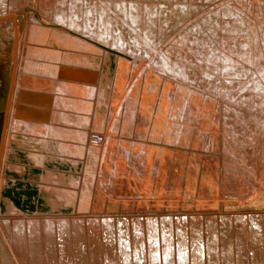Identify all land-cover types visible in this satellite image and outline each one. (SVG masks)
I'll return each mask as SVG.
<instances>
[{
    "label": "bare ground",
    "instance_id": "6f19581e",
    "mask_svg": "<svg viewBox=\"0 0 264 264\" xmlns=\"http://www.w3.org/2000/svg\"><path fill=\"white\" fill-rule=\"evenodd\" d=\"M173 1L164 5L144 2L143 6L128 0L117 7L104 0H56L48 17L44 7L31 6L28 15L19 8L18 0H0V36L5 26L4 35L10 38L5 61L9 66L6 70L0 66V264H247L245 231H250V242L263 241L260 233L264 223L259 214L225 216L214 203L211 211L201 213L197 209L160 211L163 206L204 207L206 200L200 196L212 192L213 185L222 186L227 191L222 198L231 200L236 190L248 187L243 175L247 169L243 168L244 162H251L247 159L252 157L250 151L254 152L253 143L240 138L236 121L255 117L259 123L263 119H257L264 116H260L264 110L258 108L264 107V0H255L254 9L252 5L248 12L235 6V0H201L202 5L195 0ZM222 28L228 34L220 37ZM249 29L255 32V40L249 38ZM33 42L36 45H31ZM24 52L30 58H23ZM103 55L104 63L99 66ZM242 66L248 68L235 74L234 69ZM26 73L56 76L55 82L49 81L57 94L43 93L50 82L27 79L23 77ZM155 82L161 83L162 89L165 84L175 85L174 92L161 95L166 101L172 97V101L155 111L159 119L165 116L163 123L156 124L159 132L152 130L149 118L153 110L146 102L157 96L158 91L151 86ZM28 85L37 91H20ZM242 89L246 90L242 93ZM124 92L129 99L134 98V105L118 121ZM189 92H199L203 102L214 104L213 112L200 120L207 132L204 137L193 129L199 117L184 107ZM196 105L201 106L198 101ZM221 119L224 129L217 132L214 125ZM121 121L122 131L132 138L163 135L165 140L177 139L178 145L189 151L190 162L184 160L185 151L181 161L176 160L192 170L170 176L174 190H165L159 177L163 167L162 173L156 171L161 160H146L154 170H141L140 181L134 183L142 155L135 151L131 156L124 149V155L133 158L130 166L123 161L125 156L116 161L110 158L114 144L109 147L111 137L106 131L113 124L114 132ZM90 122L100 133H89ZM230 127L236 133L231 140L226 132ZM41 131L46 134H39ZM239 145L248 157L242 156V147L238 151ZM199 148L201 153L206 150L221 157L222 162L219 159V166L209 162L211 169L206 170L200 156L194 155ZM213 166L219 171L216 178ZM197 176L199 195L184 189L177 192L182 183H196ZM117 183L134 190L129 192L134 203L124 200L125 196L122 202L115 201ZM151 187L156 191H146ZM105 198L109 205L119 206V212L137 209L138 216L103 213ZM163 200L166 203L159 204ZM67 212L70 214H64ZM218 221L221 230L217 229ZM233 226L239 229L236 244L230 241L231 234L226 236Z\"/></svg>",
    "mask_w": 264,
    "mask_h": 264
},
{
    "label": "rangeland",
    "instance_id": "374dc122",
    "mask_svg": "<svg viewBox=\"0 0 264 264\" xmlns=\"http://www.w3.org/2000/svg\"><path fill=\"white\" fill-rule=\"evenodd\" d=\"M17 1V0H16ZM19 1V3L17 4V5H19V8H21L22 10H24V11H26L27 12V14L28 15H30V13H31V8L32 7H34V8H40V7H44V8H46V9H48V10H46V14H47V16L48 17H51V14H52V6H53V4H54V2H56V0H18ZM23 1V2H22ZM25 1V2H24ZM28 1V2H27ZM33 1V2H32ZM90 2L91 0H86V2ZM105 1V3L107 2V1H110L111 3H112V5L113 6H122L123 4H125V3H127L128 2V0H104ZM169 2H172L173 0H168ZM177 1H179V0H175V1H173V3H175V2H177ZM182 1H185V0H182ZM190 1V0H189ZM193 1V0H192ZM31 2V3H30ZM51 2V3H50ZM134 2H138V4H140V2L142 3V5L144 6V2H147L148 4L149 3H151V5L152 4H155L156 2L158 3V2H161L162 3V5H164V2H167V0H134ZM196 4H200V5H202V3H201V0H195L194 1ZM9 3V2H8ZM26 3V4H25ZM235 6H241V8H243L242 10H244L245 9V11L246 12H248V11H251V7H252V5H253V9H254V5H255V0H249V1H238V0H235V1H233L232 2ZM22 4H23V6H22ZM41 4H43V5H41ZM204 5H207L208 3H203ZM39 5V6H38ZM8 6H10L9 4H8ZM22 6V7H21ZM32 6V7H31ZM11 7V6H10ZM42 10H44V9H42ZM50 11V12H49ZM236 11V10H235ZM28 15H27V17H28ZM248 23H251V21H247ZM5 26H2V36H0V66H3V68L6 70L7 68V66H9V65H7L6 64V58H7V52H8V49H7V45L9 44V37H8V39L5 37V35H4V30H5V28H4ZM154 28H156L155 26H154ZM153 28V29H154ZM251 28V27H250ZM101 29V31H103V29L102 28H100ZM115 29H116V27H115ZM116 32H119V29L117 28L116 30H115ZM225 32V33H224ZM228 34V32H226L225 30H223V28L220 30V37H222V36H224V35H227ZM4 35V36H3ZM123 35H127V32H125ZM249 35L251 36V37H249L250 39L251 38H253L254 40L256 39L255 38V32L253 31V32H250V29H249ZM2 37V38H1ZM3 39V40H2ZM222 39V38H221ZM3 41V42H2ZM222 41V40H221ZM26 42H27V39H26ZM25 42V43H26ZM31 45H36V44H34V42L31 44ZM44 47H48V48H55V49H59V50H62V49H60L61 47H56V46H51V45H46V46H44ZM20 53H21V51H20ZM85 54H88V55H94V53H92V52H84ZM22 55V53L21 54H19V56L20 57H22L21 56ZM24 56H23V58L25 57V58H30L29 56H27L26 54H25V52H24V54H23ZM117 58V57H116ZM104 60H105V56L103 55L102 57H101V59H100V62H99V66H101L100 64H103L104 63ZM57 63H62L61 61H59L58 62V60H57ZM115 65H116V62H115ZM6 66V67H5ZM240 67H241V65H239ZM248 67H246V66H242V68H240V69H234V71H236L237 73H235V74H239V72L240 71H244L245 72V70L247 69ZM84 69V68H83ZM97 69H99L98 71H100V69L102 70V72L104 71V67H98ZM25 73V72H24ZM28 74V75H27ZM36 73H34L33 75L32 74H30V73H26V74H23L22 76L23 77H25V78H27V79H32L33 80V78H34V80L35 79H39V80H41V81H45V80H48L49 81V79H50V81H56L58 78L56 77V76H46V75H40V74H37V75H35ZM26 75V76H25ZM29 75H31V76H29ZM130 75H131V70H130ZM33 76V77H32ZM32 77V78H31ZM47 77V78H46ZM55 77V78H54ZM57 78V79H56ZM54 79V80H53ZM126 79H128V81L130 80V76H127V78ZM49 81V82H50ZM79 81H81V82H83V84H85V85H88V83H87V81H85L84 82V80H79ZM107 82H109V79L108 80H106V84H105V86H108V83ZM151 83V82H150ZM227 83V82H226ZM96 85H97V83H96ZM96 85H95V87H96ZM234 85L235 84H233V82L232 83H230V87L231 88H233L234 87ZM151 86L155 89V91H158L157 92V96H152V97H150V98H148V100L146 101L147 102V104L151 107V109L153 110V115L149 118V120H152L153 122H152V130H154L155 132H159L160 130H158L157 128H156V124H160V123H163V121L165 120V116H163L162 117V119H159L158 117H157V115L155 114V111H156V109H157V107H163V106H165L166 104H169L170 102L169 101H172V97H170L169 98V101H166V100H164V99H162L161 98V95H163V93L164 92H170V93H172V92H174V89H175V85L174 86H168L167 84H165L164 85V88L162 89V87H163V85L161 84V83H157V82H155V83H153V84H151ZM24 86H22V87H20V91H24V90H27V91H31L32 90V92H36L37 91V88H34V87H32V86H30V85H28V87L26 86V87H24ZM32 89H31V88ZM1 88H2V86L0 87V91H1ZM27 88V89H26ZM35 90H34V89ZM54 90V87H53V89H52V82H50V84H47L46 86H45V88L43 89V93H47V94H52V96H55L57 93H55V92H57V91H53ZM231 90H233V89H231ZM246 89H242V90H240V91H242V93L245 91ZM22 91V92H23ZM25 92V91H24ZM126 92V91H125ZM125 92H124V94H123V97H122V102L119 104V107L121 106L122 108H121V110H118L119 112H118V116H117V119H118V121L119 120H122V118H124V116L126 115V112L128 111V109H130V105H134V98L133 99H129L128 97H126V95H125ZM154 93V92H153ZM169 93V94H170ZM229 93L231 94V92L229 91ZM68 94H70V93H68ZM75 94V95H74ZM59 95V94H58ZM70 95H72L73 97H76V96H78V95H81V96H83V97H88V96H84L83 94H78L77 95V93H72V94H70ZM232 95V94H231ZM233 97H236V98H239V99H241L239 96H236V95H232ZM232 97V98H233ZM85 98V99H86ZM136 98H140V95H138ZM201 98H204V96H202V95H200V93L199 92H189V93H187V96L185 97V99H184V103H185V108L186 109H188V108H190L195 114H196V116H197V119H198V117H199V119H198V121H196V122H194V124H193V129H195L202 137H204L205 135H206V128H205V126L200 122V120H202V119H205V115L207 114V113H211V112H213V110H214V104L212 103V102H209V101H205V102H203L202 101V99ZM206 98H207V96H206ZM230 100H232L233 101V99H231L230 98ZM197 101L199 102V104L201 105L200 107H198L197 105H196V103H197ZM231 101V102H232ZM209 103H212V104H209ZM229 104H231V103H229ZM46 105V104H45ZM42 106H44V105H42ZM47 106H50V105H47ZM20 107V106H19ZM26 107H28V108H30L31 109V106L29 107V106H26ZM104 107H105V105H101V108H102V111H103V113L106 115V112H105V110H104ZM255 107V106H254ZM258 107V106H257ZM48 108H51V109H54V108H56V106H54V108H52L51 106L50 107H48ZM58 108V110H61V108L59 109V107H57ZM57 108H56V110H57ZM106 108V107H105ZM258 108H260V109H262V110H264V107H262L261 108V106L260 107H258ZM43 109V108H42ZM41 109V110H42ZM125 109V110H124ZM32 110H33V108H32ZM109 110V109H108ZM259 110V109H258ZM69 112V111H68ZM215 112V111H214ZM33 113V112H32ZM83 113H84V115H86V111L84 112L83 111ZM123 113V114H122ZM34 114V113H33ZM44 114V113H43ZM124 115V116H123ZM264 115V112H262L261 114H260V116H263ZM111 117H113L112 115H111ZM119 117V118H118ZM264 120V116L263 117H261V119H257V120ZM262 120V122L260 121L259 123L256 121V118L254 117V118H250V119H238L237 121H236V123L238 124V126H237V131H238V133L239 134H241V136H240V138H244V140H250V142L251 143H253V150H254V152L253 151H250V154H252V157L251 158H249V159H247V160H249V161H251L250 163L249 162H244V168L243 169H247L246 171H244V173H243V175L244 176H246L245 178V184H247L248 185V187H246L245 189H240V192L238 191V190H236L235 191V198L233 199V200H231L230 198H222L223 197V192H227V191H223V189H222V186H219V185H213V187L211 188V191L212 192H209V193H205L206 195H208V196H204V195H201L200 196V198L201 199H204V200H206L205 201V204L203 205L204 207H202V206H199V207H195V206H190V207H183L182 209L181 208H179V207H177L178 209H176V207H171L170 209H165V206H163L161 209L162 210H160L162 213L163 212H170V213H175V212H180V213H182V211L183 212H191L192 210H194V209H197V211L199 212V213H201L202 211H211L212 210V206H213V203L214 204H216V205H220V207L222 208L221 209V211L223 212L222 214H224L225 216H231V217H234V214H249V213H254V214H256V215H258V216H260V220H261V223H264L263 221H264V178H263V176H264V174H262V173H264V121ZM113 125V124H112ZM111 125V126H112ZM120 125H122V121L120 122V124H119V126L118 127H116V129H115V131L113 132L111 129H113L111 126H109L108 127V129H107V131H106V133H107V137L108 138H110L111 139V144L109 143V147H111V145L112 144H114V145H112V147H113V149H112V147L110 148V150L109 151H111L112 153L110 154L111 156H110V158H112V160H113V158H115L113 161H116L118 158H122L123 159V157L125 158V159H123V161H125L126 162V165H129V162H132L133 161V158L131 157V158H127V156L126 155H124L125 153H123L124 152V149H128L127 151H130V153H129V155H131L132 156V154L131 153H133V155L135 154V151L139 154V156L140 155H142V156H140V157H138V159H139V162L138 161H136V163L138 162V166H139V169L137 170V172L139 173H137L136 174V178H135V182L134 183H136V182H139L140 181V179H141V177H142V175H141V173L140 172H142L141 170H143V172L145 173V171L147 172V171H152V170H154V168L153 167H151V164H150V166H148V164L149 163H147L146 162V160L148 161V159H152V158H155L157 161L158 160H161L162 161V163H161V166H158L156 169H158V170H156V171H160V169H161V167H163L161 170H163V172L164 173H162V171H160L159 173H162V174H160L159 175V177H161V178H163V183L165 182V190H168L169 189V187H172L171 186V184H173V182L172 183H169V182H171L172 181V178L170 177V176H172L173 177V175H174V177L173 178H175L177 175H179V174H184L185 172H188V171H191L192 169H188V167H187V165L186 166H184L183 167V163H181V162H179V161H181L180 160V155L182 156L181 158H183L184 157V153L185 152H187V154H186V157H184V160L186 161L187 160V163L188 162H190V153H189V151L185 148V147H181V146H179L178 144H179V142H178V140L177 139H173V140H165L164 139V136L163 135H160V136H155L154 138H150L148 135H145L144 137V139H143V137H135V138H132V137H130L129 135H126V133H124L123 131H122V127L123 126H120ZM238 127H239V129H238ZM214 128H219V129H217L216 131L217 132H222V129H224V122H223V119H221V122H220V124H217V125H214ZM232 129L233 128H228V131H226L227 132V134H228V137H230V140H231V138H235L234 136L236 135V133H234V131H232ZM90 130H91V132L92 133H100V130H96L95 128H93L92 127V124H91V122H90V124H89V129H88V131H89V133H90ZM121 132H120V131ZM98 131V132H97ZM111 131V132H110ZM44 132V133H43ZM41 131L39 134H46V131ZM110 132V133H109ZM101 133H103V132H101ZM105 133V134H106ZM120 134V135H119ZM37 134H35L34 136H36ZM104 136H106V135H104ZM118 136V137H117ZM121 136V137H120ZM125 136V137H124ZM127 136V137H126ZM129 136V137H128ZM126 138V139H125ZM129 138V139H128ZM137 138H139V139H137ZM142 138V139H141ZM115 139V140H114ZM122 139V140H121ZM112 140H114V142L112 141ZM119 140V141H118ZM140 140V141H139ZM151 140V141H150ZM162 140H165V143L162 141ZM243 140V141H244ZM115 141H117L116 143H115ZM123 142V144H121L122 142ZM128 141V142H127ZM161 141V142H160ZM121 142V143H120ZM126 142V143H125ZM136 142H137V144H136ZM142 143H143V145H142ZM117 144H119V145H117ZM141 144V145H140ZM174 144V145H173ZM123 145V146H122ZM139 145V146H138ZM150 145V146H149ZM259 145V146H258ZM119 146V147H118ZM142 146V147H141ZM146 146V147H145ZM116 147V148H115ZM121 147V148H120ZM128 147V148H127ZM149 147V148H148ZM152 147V148H151ZM159 147V148H158ZM176 147V148H175ZM242 147V148H241ZM115 148V149H114ZM120 148V149H119ZM143 148V150H141ZM155 148V149H154ZM240 148H241V150H240ZM118 149L120 150V151H122L121 149H123V151L122 152H119L118 151ZM131 149V150H130ZM161 149V150H160ZM175 149V150H174ZM237 149H238V151H241V153L243 154L242 156H244V158H246V157H248L247 155H249L248 154V152L247 151H245V152H243V146H241V145H239L238 147H237ZM261 151H259V150ZM115 150H116V152H117V154H116V152H115ZM137 150H139V151H137ZM153 150V151H152ZM163 150V151H162ZM167 150V151H166ZM172 150H173V152H172ZM108 151V150H107ZM148 151H149V153H148ZM160 151H162L161 153H159ZM179 151V152H178ZM181 151V152H180ZM185 151V152H184ZM259 151V152H258ZM182 152H184V153H182ZM194 152H196V153H194V155L195 156H200V160H202L204 163H205V165H206V167H205V169L207 170V169H211V167H210V165H209V162L211 163V165H213V164H215V166L217 165V166H219V159H220V162H222V160H221V157H217V155L216 154H212V155H209V153L206 151V150H204L202 153H201V148H199L198 150H196V151H194ZM122 153V154H121ZM152 153V154H151ZM159 153V154H158ZM169 153V154H168ZM177 153H179L178 155H177ZM205 153V154H204ZM116 156H115V155ZM121 154V155H120ZM158 154V155H157ZM239 155H241L240 154V152L238 153ZM145 155V156H144ZM147 155V156H146ZM154 155V156H153ZM188 155H189V157H188ZM119 156V157H118ZM138 156V155H137ZM177 156V157H176ZM142 157V158H141ZM149 157V158H148ZM158 157V158H157ZM261 158V159H260ZM167 159V160H166ZM174 159V160H173ZM176 159H178L179 161H177ZM195 159V158H194ZM237 160H240V159H238V158H236ZM156 161V162H157ZM176 161L178 162L177 164H176ZM260 161V162H259ZM143 162V163H142ZM145 162V163H144ZM171 162V163H170ZM139 163H140V165H139ZM172 164H173V166H172ZM249 164V165H248ZM163 165V166H162ZM166 165V166H165ZM263 165V166H262ZM130 166V165H129ZM179 166V167H178ZM143 167V168H142ZM150 167V168H149ZM171 167V168H170ZM80 169H81V165H80V167H79ZM178 168V169H177ZM127 170H126V172L128 171V173L130 172L129 171V167L127 166V168H126ZM171 169V170H170ZM213 169H214V177L216 178V177H218V174H219V171L213 166ZM64 170H66V171H69L70 169L69 168H64ZM132 170V169H131ZM140 170V171H139ZM169 171V173H168V171ZM178 170V171H177ZM252 170V171H251ZM77 171H80L79 169L77 170ZM174 171V172H173ZM183 171H184V173H183ZM173 172V173H172ZM180 172V173H179ZM261 173V174H260ZM177 174V175H176ZM196 174H197V172H196ZM249 174H251V175H249ZM188 174H186L185 176H187ZM166 176H167V178H166ZM261 176V177H260ZM139 177V178H138ZM254 177V178H253ZM215 178H213V180L215 179ZM253 178V179H252ZM171 179V180H170ZM170 180V181H169ZM236 180V179H235ZM241 181V180H240ZM248 181V182H247ZM257 181V182H256ZM199 179H198V176H197V182L195 183H192L191 185L190 184H187V183H182V185H181V187H179V189H176V190H178L177 192L179 193V191H180V193L181 192H184V190H188V191H192V194L194 195V196H197V195H199L200 194V189H198L199 188V186H201V185H198L199 184ZM236 182V184H237V186H239L240 185V183L238 182V181H235ZM120 183V182H119ZM119 183H117L116 184V193H117V198L118 199H116L115 201H119V203L120 202H122L123 201V199H122V197H124V200H126L127 202H129L130 200L134 203V200L130 197V195H129V192H131V191H134L133 189H128L127 190V185L126 184H119ZM244 184V185H245ZM250 184H251V186H250ZM118 185H119V187H118ZM246 185V186H247ZM27 186L28 187H30V185L29 184H27ZM124 186H126V187H124ZM217 186V187H216ZM195 187H196V189H195ZM252 187V188H251ZM123 188H126V189H123ZM152 188V187H151ZM151 188H148L146 191H156V188L155 189H151ZM173 188V190H174V186L172 187ZM190 188V189H189ZM256 188V189H255ZM258 188V189H257ZM118 189V190H117ZM184 189V190H183ZM198 189V190H197ZM246 189H250L249 191H247ZM252 189V190H251ZM123 190H125V191H123ZM131 190V191H130ZM118 191H121V192H118ZM128 191V192H127ZM190 191V192H191ZM197 191V192H196ZM214 191V192H213ZM30 192V191H29ZM35 192L36 191H33V193L35 194ZM243 192H246V193H243ZM252 192V193H251ZM119 193V194H118ZM123 193V194H122ZM202 193H204V191H202L201 192V194ZM240 193V194H239ZM249 193H251L250 195L252 196H254V197H251L250 195H249ZM213 194V195H212ZM238 194V195H237ZM119 195V196H118ZM128 195H129V197H128ZM222 195V196H221ZM226 196V195H225ZM224 196V197H225ZM230 196H233V195H230ZM248 196V197H247ZM257 196V197H256ZM129 198V199H127V198ZM164 197H166V195L164 196ZM204 197V198H203ZM220 197H221V199H220ZM247 197V199L249 200H247V199H245ZM199 198V199H200ZM206 198V199H205ZM239 198H241L240 200H238ZM250 198V199H249ZM244 199V200H243ZM253 199H255V200H253ZM105 200H106V202H104V204H103V207H102V210H103V213L106 211L107 213H112V215L113 216H117V215H127V214H124V213H129L130 215H133V216H138L137 215V213H136V211H137V209H131V210H122V211H125V212H119L120 211V207L119 206H117V207H113V206H111V205H109L108 204V201H109V199H107V198H105ZM122 200V201H121ZM129 200V201H128ZM219 200V201H218ZM222 200V201H221ZM125 201V202H126ZM209 201V202H208ZM231 201V202H230ZM237 201V202H236ZM243 201V202H242ZM251 201H253V202H251ZM164 202L166 203V200H163V203H159V204H164ZM181 202V201H180ZM208 202V203H207ZM223 202H224V204H223ZM226 202V203H225ZM236 203H238V204H236ZM233 206H232V205ZM207 205V206H206ZM210 205V206H209ZM226 205V206H225ZM229 205V206H228ZM224 206V207H223ZM216 208H217V206H216ZM228 208V209H227ZM170 210H172V211H170ZM142 211V210H141ZM74 211L72 210L71 211V215H72V213H73ZM236 212V213H235ZM139 213V212H138ZM263 213V214H262ZM64 214H70V212H67V213H64ZM134 214H136V215H134ZM103 215V214H102ZM262 219H263V221H262ZM202 221H204V220H202ZM187 222H188V224H189V220L187 219ZM204 223V222H203ZM218 223V226H217V229L219 230V228H220V230L222 229V223H220V221H218L217 222ZM219 227V228H218ZM227 227L229 228V227H231L229 224L227 225ZM228 228H226V229H228ZM234 226L232 227V228H230V230L231 231H229L227 234H226V236H228V235H230V241L233 243V244H236V243H234V242H236L237 241V236H238V232H239V229H236V228H234ZM261 231H262V229H260ZM237 232V233H236ZM248 232V233H247ZM264 231H262L261 233H260V238L262 237V239H261V241L262 242H258V241H251L250 242V240H251V238H248L249 236L251 237V234H249L250 233V231L249 230H246L245 231V233H244V236H245V239H246V244H247V246H246V248H245V250H246V254H248L247 256H248V258H247V264H256L255 262L257 261V263L258 264H264V233H263ZM247 233V234H246ZM237 234V235H236ZM220 235H223V234H220ZM247 235H248V237H247ZM234 239V240H233ZM236 239V240H235ZM247 239H249V240H247ZM255 243V244H254ZM249 244H252V245H249ZM256 246V247H255ZM251 249H250V248ZM235 248V247H234ZM233 248V252L234 251H236V249H234ZM249 248V249H248ZM261 248V249H260ZM250 250V251H249ZM252 250H253V252H252ZM256 251V252H255ZM249 252V253H248ZM235 253V252H234ZM233 253V261H234V259H235V261L237 260V256H235V255H237V254H234ZM251 253V254H250ZM253 253V254H252ZM258 255V257L259 258H257V255ZM251 255V256H250ZM256 255V257H254ZM256 258V259H255ZM253 260H254V262H253ZM259 260V261H258ZM249 262V263H248ZM237 264V263H236Z\"/></svg>",
    "mask_w": 264,
    "mask_h": 264
},
{
    "label": "built area",
    "instance_id": "2783aa9c",
    "mask_svg": "<svg viewBox=\"0 0 264 264\" xmlns=\"http://www.w3.org/2000/svg\"><path fill=\"white\" fill-rule=\"evenodd\" d=\"M96 138V137H95Z\"/></svg>",
    "mask_w": 264,
    "mask_h": 264
},
{
    "label": "crops",
    "instance_id": "0c3cea01",
    "mask_svg": "<svg viewBox=\"0 0 264 264\" xmlns=\"http://www.w3.org/2000/svg\"><path fill=\"white\" fill-rule=\"evenodd\" d=\"M31 86V85H30Z\"/></svg>",
    "mask_w": 264,
    "mask_h": 264
}]
</instances>
